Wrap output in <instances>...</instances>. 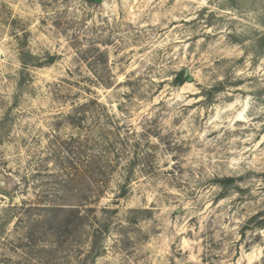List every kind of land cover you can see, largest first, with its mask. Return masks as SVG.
Masks as SVG:
<instances>
[{"label": "rangeland", "instance_id": "rangeland-1", "mask_svg": "<svg viewBox=\"0 0 264 264\" xmlns=\"http://www.w3.org/2000/svg\"><path fill=\"white\" fill-rule=\"evenodd\" d=\"M0 264H264V0H0Z\"/></svg>", "mask_w": 264, "mask_h": 264}, {"label": "trees", "instance_id": "trees-1", "mask_svg": "<svg viewBox=\"0 0 264 264\" xmlns=\"http://www.w3.org/2000/svg\"><path fill=\"white\" fill-rule=\"evenodd\" d=\"M179 80L182 81V77L181 75L179 76ZM86 108H84V106L79 107V111L77 112L76 116H71V124L73 126H77L80 128L81 124H82V117L85 116L87 114V111L85 110ZM76 121L81 122L79 123V125H76ZM70 143L67 144L65 143V145L67 144L68 149H66V151H68V153H78L81 155V157L83 158V163H85V165H90L93 161L95 160V147L94 145L91 144V140L87 139L86 141H82L81 139H75V138H71V140L69 141ZM75 144V145H74ZM103 154V153H102ZM104 156H106L105 154H103ZM86 177V176H84ZM125 188V187H124ZM80 208L75 207V209H72V214L75 216H80Z\"/></svg>", "mask_w": 264, "mask_h": 264}, {"label": "water", "instance_id": "water-1", "mask_svg": "<svg viewBox=\"0 0 264 264\" xmlns=\"http://www.w3.org/2000/svg\"><path fill=\"white\" fill-rule=\"evenodd\" d=\"M188 82L192 83L193 82V78L192 77H188Z\"/></svg>", "mask_w": 264, "mask_h": 264}]
</instances>
